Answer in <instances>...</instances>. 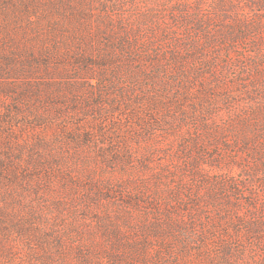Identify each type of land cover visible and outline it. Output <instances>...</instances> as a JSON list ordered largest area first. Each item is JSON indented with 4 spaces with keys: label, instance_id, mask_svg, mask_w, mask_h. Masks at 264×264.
Instances as JSON below:
<instances>
[{
    "label": "trees",
    "instance_id": "16d2710c",
    "mask_svg": "<svg viewBox=\"0 0 264 264\" xmlns=\"http://www.w3.org/2000/svg\"><path fill=\"white\" fill-rule=\"evenodd\" d=\"M190 2L0 0V264L10 229L32 264H181L195 243L198 264H264V12ZM127 102L142 123L118 150L72 125ZM248 144L252 180L208 171Z\"/></svg>",
    "mask_w": 264,
    "mask_h": 264
},
{
    "label": "rangeland",
    "instance_id": "374dc122",
    "mask_svg": "<svg viewBox=\"0 0 264 264\" xmlns=\"http://www.w3.org/2000/svg\"><path fill=\"white\" fill-rule=\"evenodd\" d=\"M187 1V0H185ZM192 1L190 4H194L193 0H188ZM226 0H202L201 5L199 6L200 13L203 14H214V19H217L216 14L220 12H224L225 18L228 20H232V16L239 12L241 14V11L244 13L252 14L253 12H256V10H259L257 8L261 7L262 12H264V5L258 7L257 0H233L234 4L228 3V5H225L223 2ZM264 1V0H263ZM165 3L159 4L157 7L158 11L160 8L163 7L164 9ZM243 69H239L237 67L229 65V68L225 72L226 76L229 77L231 74H237L240 76L243 74ZM198 87V84L192 85L193 88L196 89ZM198 94L195 93V95L192 96V100H195L197 98ZM262 98V96H260ZM252 104H254L253 100H250ZM239 103L238 105H242V101L238 100ZM132 106V107H131ZM223 108L225 107L224 105H221ZM134 105L130 103H125L120 106H115L114 108L112 107H107V110L105 113L99 115L97 114L96 111H93L95 113L94 117H91L90 115H83L79 114L78 119L73 117L72 120V125L74 127H81L83 128L82 125H84L85 128H87L89 131H94L95 134H99L96 137H99L100 142H97L99 145H109L111 144L112 148L118 150L119 148H122L123 142L128 139L129 136H127L126 130L129 128H139V126L136 125V122L142 123V117H136L134 115L135 109H133ZM6 108L4 105H0V109ZM84 112L87 113L86 109H84ZM147 117L144 116V119ZM212 118L213 123L218 125H223V121L228 119V116L224 112V109H221L218 111L217 114L212 113L209 119ZM229 120V119H228ZM21 125V124H20ZM21 127L16 128V133L19 136H24V137H32V140L36 137L37 130L40 129V127L33 126V124H24L21 125ZM181 128H184L183 126ZM124 131V133H123ZM226 133V138L228 140H238L237 134L231 133V131L227 130L225 131ZM164 142H167V139L163 140ZM169 142L175 144L178 140L175 136L169 137ZM234 144L231 142V145ZM136 147H138V144H136ZM85 148L82 143H80L75 149L79 151H83ZM73 146H69L67 151L72 152L73 151ZM251 145H245L243 149L241 148H235L236 152L239 153V156L236 157L234 160H236L234 163L232 161H229V163H222V161L219 158H212L208 161V164L211 166H207L208 171H210L212 174L213 173H219L221 170L225 174H232L237 179H244L245 182L247 183L249 180H252V176L248 172H242L240 170L239 166H244L247 164L246 161L241 160L240 158L242 156L246 157V159L251 158ZM223 150V149H220ZM213 153V152H212ZM210 153V154H212ZM215 155V153H214ZM213 156V155H212ZM219 156V155H218ZM129 174L133 176V172H136V170H130L127 168ZM101 171V168H100ZM126 171V170H125ZM122 172H117L116 176H120ZM17 189V187H15ZM222 219L220 221H217L214 226L209 224L211 227V231H213L216 235L220 234L222 232L220 230V226L223 225ZM6 223H10L8 220H6ZM11 224V223H10ZM4 243H13L14 246L7 248V254L4 256V259L2 260L1 264H32L33 262L35 263V259L39 258V246L38 245H33L31 241H27L25 238L21 237L15 229H10L7 232V236H4ZM197 243L194 244V246H190L186 248V252L183 254H188L190 255V260L186 261V264H198L201 261L203 262L202 256L200 254V251L202 249V246L199 247L196 246ZM36 264H40L36 260ZM184 261L181 262V264H185Z\"/></svg>",
    "mask_w": 264,
    "mask_h": 264
}]
</instances>
